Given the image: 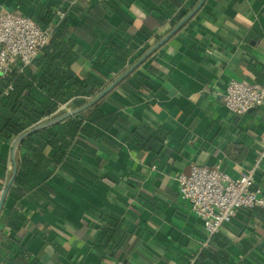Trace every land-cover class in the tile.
<instances>
[{
  "label": "crops",
  "instance_id": "1",
  "mask_svg": "<svg viewBox=\"0 0 264 264\" xmlns=\"http://www.w3.org/2000/svg\"><path fill=\"white\" fill-rule=\"evenodd\" d=\"M110 1L125 19L107 0H0V12L42 25L38 18L46 8L65 6L73 71L83 78L96 70L108 85L122 72L112 57H99L107 43L125 48L137 37L146 40L143 47L150 44L146 52L173 28L171 17L199 2ZM142 27L163 36L147 40ZM137 59L131 57L128 67ZM230 79L264 81V0H204L103 97L101 109L119 118L108 130L93 127L102 139L80 133L60 163L48 168L46 181L28 192L13 181L0 211V264H188L204 247L226 254L224 264H264V209L238 210L203 246L202 220L179 196L175 179L192 164L219 165L230 178L254 169V187L264 193V159L257 163L264 103L241 115L229 111L221 95ZM141 124L163 140L158 152L131 142ZM13 140L0 136V199L13 169ZM58 151L46 145L43 153L54 159ZM17 155L34 159L21 143ZM101 233L109 235L100 243L105 248L95 241Z\"/></svg>",
  "mask_w": 264,
  "mask_h": 264
},
{
  "label": "trees",
  "instance_id": "2",
  "mask_svg": "<svg viewBox=\"0 0 264 264\" xmlns=\"http://www.w3.org/2000/svg\"><path fill=\"white\" fill-rule=\"evenodd\" d=\"M112 9L120 13L125 19L124 11L112 1L107 0ZM61 8H46L38 18L42 26L56 24L48 42L43 45L34 59L27 65L16 63L2 74L0 78V136L10 140L42 121L66 112V109H57L66 105L70 110L85 104L89 99L99 93L106 85L105 81L95 70H90L83 78H79L72 69L74 58V41L68 36L71 27L66 16L56 22L57 10ZM66 13V12H65ZM184 13L174 15L167 22L169 28L173 27ZM36 22V21H35ZM56 22V23H55ZM140 31L147 40L157 41L163 34L153 33L146 27ZM125 48L113 43H107L105 50L99 55L106 54L113 58L117 72H123L129 65V59L139 58L150 45L146 40L133 37ZM97 57V60H99ZM101 98L80 113L72 115L56 124L23 139L21 144L28 147L33 158L17 155V172L14 186L22 193L33 189L37 184L45 182L50 176L49 167H55L66 156V152L80 133L101 138L100 130H108L119 118L117 113L107 114L101 109ZM40 134L44 140L35 143L32 136ZM131 142L143 150L158 152L163 140L157 131L148 125L137 126L132 133ZM50 145L58 149L54 159L46 157L44 147ZM262 207H253L252 210ZM117 223V222H116ZM115 223V224H116ZM109 235L101 233L95 240L98 246L105 248L104 242L109 240ZM101 241H103L102 244ZM226 254L212 251L204 247L195 257L194 264H206L209 260L213 264H224ZM188 263V262H187Z\"/></svg>",
  "mask_w": 264,
  "mask_h": 264
},
{
  "label": "built area",
  "instance_id": "3",
  "mask_svg": "<svg viewBox=\"0 0 264 264\" xmlns=\"http://www.w3.org/2000/svg\"><path fill=\"white\" fill-rule=\"evenodd\" d=\"M66 16L56 11V22ZM55 22V23H56ZM56 24L42 26L32 18L10 10L0 12V73L4 74L15 63L27 65L51 37ZM222 103L234 114L241 115L264 103V81L249 82L230 79L222 90ZM61 109L70 110L66 105ZM264 159V149L257 163ZM179 196L186 200L201 218L206 238L203 246L220 228L234 218L240 209L264 208V193L254 187V169L230 178L219 165L207 167L192 164L188 174L177 173ZM195 257L188 264H194Z\"/></svg>",
  "mask_w": 264,
  "mask_h": 264
},
{
  "label": "water",
  "instance_id": "4",
  "mask_svg": "<svg viewBox=\"0 0 264 264\" xmlns=\"http://www.w3.org/2000/svg\"><path fill=\"white\" fill-rule=\"evenodd\" d=\"M204 0H199L197 5L189 11L186 15L183 16L178 23H176L173 28L164 36L162 37L159 41H157L152 47H150L142 56H140L133 64H131L124 72H122L118 77H116L111 83H109L107 86H105L99 93H97L94 97L89 99L85 104L76 107L74 109L68 110L62 114L56 115L50 119H47L45 121H42L31 128L27 129L26 131L22 132L18 136H16L12 142L11 146V160L13 164V169L11 176L9 180L7 181L3 193L0 199V211L4 202V199L6 197V194L8 190L10 189L16 172H17V166H16V152L17 149L20 145V143L23 141L24 138L38 132L39 130L46 128L50 125L56 124L72 115H76L92 105L93 103L97 102L101 98H103L106 94H108L121 80H123L126 76H128L145 58H147L153 51H155L157 48H159L161 45H163L174 33H176L183 25L184 23L191 18L194 13L201 7L202 3Z\"/></svg>",
  "mask_w": 264,
  "mask_h": 264
}]
</instances>
